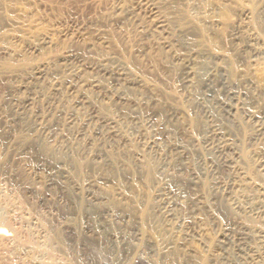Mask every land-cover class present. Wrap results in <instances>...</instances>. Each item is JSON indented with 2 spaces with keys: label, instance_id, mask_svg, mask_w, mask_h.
<instances>
[{
  "label": "rangeland",
  "instance_id": "rangeland-1",
  "mask_svg": "<svg viewBox=\"0 0 264 264\" xmlns=\"http://www.w3.org/2000/svg\"><path fill=\"white\" fill-rule=\"evenodd\" d=\"M148 1L167 19L165 37L176 41V52L190 47L198 65L222 67L218 82L234 120L214 110L231 149L225 167L201 178L198 193L208 206L191 203L179 170L157 169L155 151L170 156L174 142L194 162L201 156L202 80L198 74L183 85L179 64L149 30L144 0H0V228L10 234L0 238V264H225L218 228L242 225L264 236V0ZM68 51L79 59L68 63L78 74L63 71ZM39 64H46L48 80L25 87ZM99 64L139 86L98 76ZM52 78L55 90L47 83ZM98 78L101 87L89 90L97 115L118 120L128 141L103 140L108 128L80 105L75 109L88 121L78 130L65 124L73 105L69 84ZM28 92L34 100L20 120L15 109ZM119 92L128 102L110 98ZM148 139L153 149L144 147ZM50 173L55 184L47 188ZM169 192L173 220L157 212V196ZM233 200L260 203L262 217L236 216L226 206ZM174 221L192 237H180ZM38 241L47 243L43 257L32 248ZM228 252L239 259L232 245Z\"/></svg>",
  "mask_w": 264,
  "mask_h": 264
},
{
  "label": "bare ground",
  "instance_id": "bare-ground-1",
  "mask_svg": "<svg viewBox=\"0 0 264 264\" xmlns=\"http://www.w3.org/2000/svg\"><path fill=\"white\" fill-rule=\"evenodd\" d=\"M143 16L147 20V24L149 23L148 25L149 30L152 36H154V38L158 42V44L164 48H167L169 50L171 58L179 64V68L181 69L180 77H181V82L183 83V85H187V87L191 86L193 83V77L198 74H200V79L202 80L201 85H200L201 89L199 88L200 89L199 101L197 100L199 108H200L201 117L203 119L202 121L205 124V132H203L202 137L200 138V140H198V148L201 153V156L199 157L197 162L196 161L194 162L193 159L191 160L190 158L191 153L187 151V148L185 147V145L179 142H174L170 144L169 146V148H171L170 156H166L165 153H162L163 151L161 149L158 151H155L154 156H156V158L158 159L157 162H159L158 164L159 168L157 167L156 168L162 171L167 170V168L169 167H171L172 170L174 171L179 170L180 173L184 174L185 176L184 180H186V184L188 183V187L190 190L191 203H194L197 208L201 206L202 207L208 206L207 202L204 201L201 195H199L198 193V187H199V184L201 183V178L205 175H209V174L213 175L215 173L216 168L225 167L228 164V161L225 158V155L231 149L230 143H229L231 139L229 140L228 135H226V133L217 124V119H216L214 110L218 108L219 110L223 111L224 113L223 116L225 117V119L227 120L230 119V121L231 119L234 120L233 110L230 106H228L223 101L224 99L223 90L220 89V84L218 82L217 75L222 72V67L216 63L215 64L213 63L212 65L210 64L206 65L205 63L202 64L201 66L198 65V62L196 59L197 53L194 51V49L190 47L187 49V51L183 53L176 52L174 50V44L176 41L174 39L165 37V35L168 34L167 19L161 16L158 11V8L154 4L152 3L150 4L148 0H144V3H143ZM33 49H37V47L34 46ZM77 58L78 57H75L72 51H68L64 55H62V60H64L63 71H66L67 73H70V74L77 73V71H79L80 69L77 70L76 67H71L72 64L71 65L68 64V63H75V61L79 62V59ZM80 66L83 67V64H80ZM93 68L92 70L95 71L98 76L114 77L117 79V81H121L123 84L125 83L124 85H126V88H132L135 86H139L140 84V81L138 79L130 80L123 73H121L120 71H115L111 67L109 68L107 66L99 64L98 66H95ZM47 75L48 73H47L46 64H39L31 71L30 77H29L30 81L28 82L27 85L25 82V87L28 88L31 81H41V80L45 81V79L47 78ZM99 79L100 78L91 79L86 82H83L85 81L83 80L82 82H80V85L76 84L75 86H72L73 84L70 83L69 84L70 86L69 85H68L69 87L67 86L68 87L66 89L67 92L70 94L71 97L73 96L72 97L73 105L72 107L69 108L68 113L65 116L66 118L65 124L68 126H74L75 129L76 127L80 129L85 124V122L88 121L86 120V117L81 116L80 114L77 113L75 109V105L76 106L80 105L84 108L85 107L88 108V110L90 111V114L94 116V118L100 124L108 128V132L106 131V134L103 135L104 138L102 137L103 140H107L112 143H116L118 141H128V138H127L128 136L124 130L125 128L123 129L122 127H120L118 120L112 117H98L97 115L98 109L95 107L94 101L89 95L90 93L89 90L99 89L101 87ZM47 83L51 87V89L55 90L57 83H58V79L52 78L51 80L47 81ZM25 87L23 89H25ZM125 93L126 92H119L113 95L111 93L110 98L114 99L115 101L119 103H125V102H128V96ZM33 100L34 99H33L32 94L29 93L25 97L24 101L22 102V106L16 107L15 114L18 116V119L21 120L27 117L26 113H24L25 110L23 112V109H26V110L29 109L31 107ZM30 115L28 114L29 118H30ZM233 122L234 121H232V123ZM144 147L149 150L153 149L154 143L148 139L144 143ZM142 156L145 157L144 155ZM138 157H141V156L139 155ZM61 174L65 178V175L67 173L64 172V170H62ZM43 184L47 188H50L55 184L54 177L51 175V173L48 175L47 179L44 181ZM83 196L85 198L86 197L89 198L90 201L91 200L93 201V199H91L90 197L89 192L84 193ZM157 198H158V202H157L158 214L163 219H166V217L167 218L172 217V220H173L172 211H173L174 205H171L170 192L164 197H162V195H158ZM226 206L236 216H238L239 211L240 212L247 211L248 213H250L252 216H255L256 218L260 219L262 217V206L260 203L256 207H251L249 203L247 205H244L243 203H240V201L238 200H233V202H228ZM238 224L240 223L238 222ZM173 225H177V228H179V230L182 232V233L177 232V234L180 237H183L184 239L192 237L188 233L182 231L181 224H179L178 221H174ZM88 232L91 233V235L93 234L92 230ZM66 233L71 235L72 231L66 228ZM262 234L263 233L259 230H253L252 228H249L246 226L242 227V225L239 231H235L234 229H231L228 227L218 228L216 239L220 247L223 248V250L221 249L220 258L225 262V264H264V249L262 247V244L264 242V239H263L264 236ZM8 237H10L9 232L6 231L5 229L0 228V238H8ZM117 237H118L117 235L116 236L113 235L111 243L114 242L116 245L117 243L116 240L118 239ZM55 238L56 237H54V239ZM246 239H251V240H255V239L261 240L262 239V240L260 241V245L258 246L249 245L247 247H243V248L241 247L243 250H241V248L239 249V244L237 243H239L240 241H244ZM58 241L59 240L57 239V242ZM46 244L47 243H43V241L41 242L38 241V244H37L38 246H34L32 248L33 249L36 248V251L40 253V255L42 256L44 255L43 248L44 246H46ZM230 245H232V247L236 251L237 253L236 255L238 256L239 259L233 258L231 254L228 252V248Z\"/></svg>",
  "mask_w": 264,
  "mask_h": 264
}]
</instances>
